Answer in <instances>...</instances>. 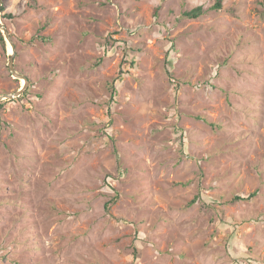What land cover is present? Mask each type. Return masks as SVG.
<instances>
[{
    "label": "rangeland",
    "instance_id": "1",
    "mask_svg": "<svg viewBox=\"0 0 264 264\" xmlns=\"http://www.w3.org/2000/svg\"><path fill=\"white\" fill-rule=\"evenodd\" d=\"M216 1L2 0L0 264H264V0Z\"/></svg>",
    "mask_w": 264,
    "mask_h": 264
},
{
    "label": "water",
    "instance_id": "2",
    "mask_svg": "<svg viewBox=\"0 0 264 264\" xmlns=\"http://www.w3.org/2000/svg\"><path fill=\"white\" fill-rule=\"evenodd\" d=\"M1 14H2V0H0V30L2 31L5 39L7 41H9L10 44L12 45V53L9 55V64H8V66H9L11 72H12V75L16 79H24L26 81V83L15 94L0 96V103L3 102L4 100H7V99H16V98L21 97L25 93V91L27 90V85L29 84V81L27 79H25L22 75H20L15 70V67H14L15 48H14L12 42H11V35H10V33L5 28V26L3 25V23L1 22Z\"/></svg>",
    "mask_w": 264,
    "mask_h": 264
},
{
    "label": "trees",
    "instance_id": "3",
    "mask_svg": "<svg viewBox=\"0 0 264 264\" xmlns=\"http://www.w3.org/2000/svg\"><path fill=\"white\" fill-rule=\"evenodd\" d=\"M222 3L223 0H217L216 4L214 5L213 9L214 10H221L222 9ZM205 13L203 7H197L191 11H188L184 14L185 17L189 18V19H198L201 16H203ZM263 16H264V11H263ZM8 18H12V15H8ZM43 39H45L44 37H42ZM0 44L3 45V47L6 46V42H5V38L4 35L2 33V31L0 30ZM26 94V93H25ZM25 94H23L22 96H25ZM4 105V103L0 104V108H2ZM254 195H251L248 198H242V197H235L234 201H238V200H249L253 197Z\"/></svg>",
    "mask_w": 264,
    "mask_h": 264
}]
</instances>
